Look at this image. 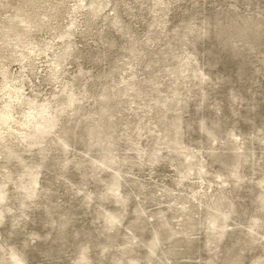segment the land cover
I'll return each instance as SVG.
<instances>
[{
  "label": "rangeland",
  "instance_id": "rangeland-1",
  "mask_svg": "<svg viewBox=\"0 0 264 264\" xmlns=\"http://www.w3.org/2000/svg\"><path fill=\"white\" fill-rule=\"evenodd\" d=\"M0 264H264V0H0Z\"/></svg>",
  "mask_w": 264,
  "mask_h": 264
}]
</instances>
